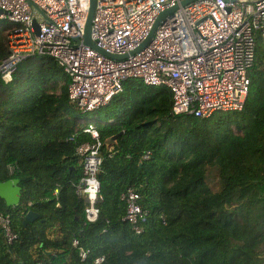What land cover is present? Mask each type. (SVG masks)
<instances>
[{
	"label": "trees",
	"instance_id": "16d2710c",
	"mask_svg": "<svg viewBox=\"0 0 264 264\" xmlns=\"http://www.w3.org/2000/svg\"><path fill=\"white\" fill-rule=\"evenodd\" d=\"M8 56L0 34V63ZM241 112L209 119L172 112V94L141 80L91 116L103 143L99 217L85 221L76 192L78 147L94 143L69 99V76L50 57L0 78V181L26 178L0 223V264H264V45L259 40ZM123 133L110 156L105 140ZM150 153L147 160L144 156ZM133 189L148 213L137 234L125 220ZM41 218L24 224L28 211ZM78 241L79 245L74 246ZM81 250L88 251L85 260Z\"/></svg>",
	"mask_w": 264,
	"mask_h": 264
},
{
	"label": "built area",
	"instance_id": "2783aa9c",
	"mask_svg": "<svg viewBox=\"0 0 264 264\" xmlns=\"http://www.w3.org/2000/svg\"><path fill=\"white\" fill-rule=\"evenodd\" d=\"M184 1L97 0L91 37L104 55L83 44L89 0H0V34H6L8 51L0 78L12 82L17 66L29 58L55 59L70 78L69 99L82 115L78 121L94 140L78 147L83 174L76 192L85 203L86 223L97 221L101 200L103 143L97 127L114 123L91 115L122 94L125 82L141 80L168 89L176 116L209 119L244 109L259 40L264 45V0H196L185 6ZM173 8L152 41L138 50L160 16ZM108 153L113 156V148ZM123 199L125 220L140 234L148 215L141 196L130 189ZM0 223L11 244L17 236L9 216H1ZM88 254L81 250L82 260ZM94 262L102 264L104 257Z\"/></svg>",
	"mask_w": 264,
	"mask_h": 264
},
{
	"label": "water",
	"instance_id": "95a60500",
	"mask_svg": "<svg viewBox=\"0 0 264 264\" xmlns=\"http://www.w3.org/2000/svg\"><path fill=\"white\" fill-rule=\"evenodd\" d=\"M194 1H196V0H186L183 2L182 5L185 6V5L190 4ZM224 1L230 2L231 0H224ZM255 1H261V0H250V2H255ZM96 2H97V0H89V10H88L87 19H86L85 28H84L83 44L94 49V50H96V51H98V52H100L101 54L108 55L105 51H103L101 48H99L96 45V43L92 40V37H91L92 22H93V18H94V14H95ZM175 9L176 8H173L169 11H166L160 16V18L155 23L153 30L151 31L149 37L147 38V40L143 43V45L138 50L142 49L143 47H145L146 45H148L152 41L154 34H155V31L158 28L161 20L168 13L172 12ZM35 26H36V23H35ZM79 41H80L79 39L76 40V42H79ZM133 53H135V52H133ZM111 57L114 59H122V57H118V56H111ZM122 134L123 133H120V134H117L113 137L106 139L104 145H106L107 148H110L114 145H117L118 139ZM25 180H26V178L10 179L8 181H2V182L0 181V198L5 201L8 208H15V207H18L20 205L21 198H22V187L20 186V183L22 181H25ZM40 218H41V216L38 213L30 210L26 213V215L24 217V224L28 225L29 223H32V222H34Z\"/></svg>",
	"mask_w": 264,
	"mask_h": 264
},
{
	"label": "rangeland",
	"instance_id": "374dc122",
	"mask_svg": "<svg viewBox=\"0 0 264 264\" xmlns=\"http://www.w3.org/2000/svg\"><path fill=\"white\" fill-rule=\"evenodd\" d=\"M87 117H89V116H87Z\"/></svg>",
	"mask_w": 264,
	"mask_h": 264
}]
</instances>
